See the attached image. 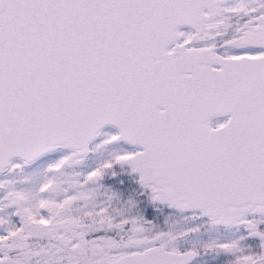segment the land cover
<instances>
[{
  "label": "snow or ice",
  "instance_id": "6c2138e0",
  "mask_svg": "<svg viewBox=\"0 0 264 264\" xmlns=\"http://www.w3.org/2000/svg\"><path fill=\"white\" fill-rule=\"evenodd\" d=\"M0 264H264V0H0Z\"/></svg>",
  "mask_w": 264,
  "mask_h": 264
}]
</instances>
